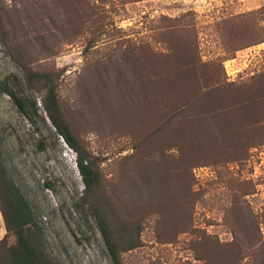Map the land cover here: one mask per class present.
<instances>
[{"label":"rangeland","instance_id":"obj_1","mask_svg":"<svg viewBox=\"0 0 264 264\" xmlns=\"http://www.w3.org/2000/svg\"><path fill=\"white\" fill-rule=\"evenodd\" d=\"M48 103L101 173L88 197ZM183 111L202 112L208 146L188 145ZM0 164L58 264H114L103 219L122 264H224L239 240L238 263L254 264L264 0H0Z\"/></svg>","mask_w":264,"mask_h":264},{"label":"trees","instance_id":"obj_2","mask_svg":"<svg viewBox=\"0 0 264 264\" xmlns=\"http://www.w3.org/2000/svg\"><path fill=\"white\" fill-rule=\"evenodd\" d=\"M35 76L40 80L45 77L40 73H36ZM50 93L52 95L54 106L57 107L58 103L56 102L54 88L51 89ZM16 100L21 110L26 112L25 104L19 99ZM194 100L196 101L195 103H197L199 101V96L192 99L193 103ZM46 108L56 128L78 153L77 163L85 182V189L88 197L100 184L101 173L95 166L89 152L77 145L72 130L61 120L59 112L57 111L56 113L53 106L49 103L46 105ZM184 111L181 114L183 116V122H181V125L184 135H188L187 137L190 136V142L188 141V145L191 143L193 147L203 149L208 146L206 145V140H208L209 136L207 135L211 130L209 123L207 124V121L203 120L204 116H202V112L198 113L195 111L192 115L190 114L189 116H186ZM0 199L4 206L3 213L7 227L16 238V242L10 246H7L6 242L1 241V243L4 244V248L8 250V256L4 257L1 255L0 264H6V259L8 264H58L46 249L43 228L33 219L32 211L28 202L1 164ZM101 229L114 264H122L115 233L110 226L106 224L104 219L101 221ZM259 229L258 226V232L249 236V246L246 245V247L253 249L251 250L256 258L254 264H264V239ZM236 241H238V238ZM234 244L237 245V247H230L231 251L224 255V259H226L224 264H239L238 255H241L244 242H240L239 240V242ZM136 245V242L132 241L128 248H132ZM220 264H222V262Z\"/></svg>","mask_w":264,"mask_h":264}]
</instances>
